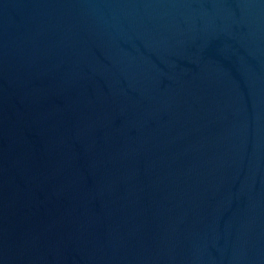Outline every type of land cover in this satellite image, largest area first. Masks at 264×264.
<instances>
[{
	"label": "water",
	"instance_id": "obj_1",
	"mask_svg": "<svg viewBox=\"0 0 264 264\" xmlns=\"http://www.w3.org/2000/svg\"><path fill=\"white\" fill-rule=\"evenodd\" d=\"M0 264H264V0H0Z\"/></svg>",
	"mask_w": 264,
	"mask_h": 264
}]
</instances>
